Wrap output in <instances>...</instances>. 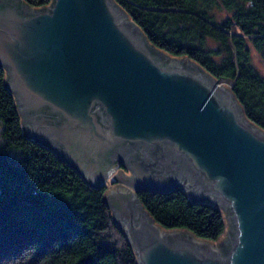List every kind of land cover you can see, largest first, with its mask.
<instances>
[{"label": "water", "instance_id": "water-1", "mask_svg": "<svg viewBox=\"0 0 264 264\" xmlns=\"http://www.w3.org/2000/svg\"><path fill=\"white\" fill-rule=\"evenodd\" d=\"M0 65L22 134L98 188L140 264H264V131L199 63L149 42L115 0H0ZM119 183L108 185L111 172ZM222 210L219 240L164 229L138 193Z\"/></svg>", "mask_w": 264, "mask_h": 264}, {"label": "trees", "instance_id": "trees-1", "mask_svg": "<svg viewBox=\"0 0 264 264\" xmlns=\"http://www.w3.org/2000/svg\"><path fill=\"white\" fill-rule=\"evenodd\" d=\"M155 47L231 80L244 115L264 131V0H115ZM29 6L50 0H24ZM217 10L229 15L219 18ZM0 65V264H140L103 194L53 149L22 134L15 95ZM141 202L164 229L198 238L225 233L222 210L192 201L182 187L142 190Z\"/></svg>", "mask_w": 264, "mask_h": 264}, {"label": "rangeland", "instance_id": "rangeland-1", "mask_svg": "<svg viewBox=\"0 0 264 264\" xmlns=\"http://www.w3.org/2000/svg\"><path fill=\"white\" fill-rule=\"evenodd\" d=\"M217 15L219 18H223V17L229 15V13L226 10H217ZM253 63L256 66V68L262 74H264V60L261 58L260 54L254 50H253ZM220 83L226 85L227 87H230L233 84V82L231 80H223ZM130 173L132 174V172H130ZM108 183H110V185H113V182L109 181Z\"/></svg>", "mask_w": 264, "mask_h": 264}, {"label": "flooded vegetation", "instance_id": "flooded-vegetation-1", "mask_svg": "<svg viewBox=\"0 0 264 264\" xmlns=\"http://www.w3.org/2000/svg\"><path fill=\"white\" fill-rule=\"evenodd\" d=\"M119 168H121L122 170H124L125 173H130L127 164H126L124 161L120 160V161L118 162V165H117L116 168L113 170V172H111L110 177H109V179H110L109 181H110V182H113V184H114V183H119V181H117V179L114 180V177H112V175H114V174L118 171ZM108 184H109V183H108ZM107 189H108V187H107Z\"/></svg>", "mask_w": 264, "mask_h": 264}]
</instances>
